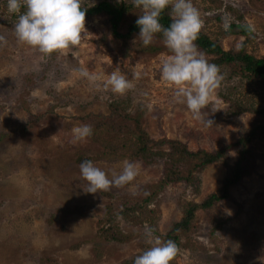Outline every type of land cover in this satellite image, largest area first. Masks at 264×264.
I'll use <instances>...</instances> for the list:
<instances>
[{"label":"rangeland","instance_id":"obj_1","mask_svg":"<svg viewBox=\"0 0 264 264\" xmlns=\"http://www.w3.org/2000/svg\"><path fill=\"white\" fill-rule=\"evenodd\" d=\"M98 1L83 0V6ZM192 2L201 30L223 50L264 58V0ZM6 5L0 0V264H133L149 246L145 225L162 240L175 241L179 252L172 264H262L264 81L203 51L224 77L202 109L204 119L213 121L208 125L178 103L174 86L161 79L159 62L171 52L159 34L144 46L139 31L114 36L108 18L93 15L85 19L78 45L45 56L17 40L16 16ZM138 14L127 7L117 31L125 34ZM224 18L249 25L251 34L227 32ZM80 67L105 78L119 68L134 88L122 95L97 89L75 71ZM82 124L91 125L93 134L73 143L72 129ZM239 138L250 140L242 147ZM172 141L191 152L227 149L198 172L196 157L174 164L167 156L140 159L143 145L170 151ZM240 152L249 172L229 188V197L195 209L186 226L167 235L188 203L221 195ZM86 159L109 174L131 161L138 174L127 185L89 194L79 170ZM189 173L191 182L161 183Z\"/></svg>","mask_w":264,"mask_h":264},{"label":"clouds","instance_id":"obj_2","mask_svg":"<svg viewBox=\"0 0 264 264\" xmlns=\"http://www.w3.org/2000/svg\"><path fill=\"white\" fill-rule=\"evenodd\" d=\"M131 4L140 10L135 23L142 44L148 46L159 34L171 52L159 62L161 79L174 86L176 101L185 104L195 119H204L202 109L210 103L224 77L219 65L209 62L196 43L203 27L199 9L192 0H131ZM6 6L8 13L16 16L14 31L17 40L45 56L78 45L86 31L88 6H83V0H7ZM165 11L170 18L167 26L161 23ZM230 23L229 19L224 18L223 28L229 30ZM237 47H243V44ZM75 71L90 85L114 94L122 95L134 88L132 80L119 68L106 78L83 67ZM204 122L213 124L207 118ZM92 134L91 125L75 126L72 129V142L85 141ZM79 170L87 182L83 190L89 194L127 185L138 174L136 164L131 161H124L121 171L109 174L94 161L86 159L79 164ZM144 237L149 246L134 257L133 264H172L179 252L175 241L162 240L155 235V229L147 225L144 227Z\"/></svg>","mask_w":264,"mask_h":264},{"label":"trees","instance_id":"obj_3","mask_svg":"<svg viewBox=\"0 0 264 264\" xmlns=\"http://www.w3.org/2000/svg\"><path fill=\"white\" fill-rule=\"evenodd\" d=\"M131 2L126 4L123 1L121 2H110L107 0H100L97 3L91 5V7H88V10L85 15V19L89 18L93 15H105L108 18V23L111 29V32L114 36L117 37H123V36H129L133 32L139 31V28L137 27L135 21L136 19L131 23V25L128 27L127 32L125 34L119 33L117 31L118 24L121 20V17L123 16L125 10L127 7H131ZM170 22V18L167 14V11L162 14L161 17V23L165 26L168 25ZM233 28H237L239 30V33L243 36H246L248 34H251V28L249 25H239L238 23H232L230 25L229 30L227 32L231 31ZM198 47L204 51L207 54H213L216 55L218 59L217 63H237L240 64L241 68L243 70L242 74H247L248 76L257 79L259 81H264V58L255 57L252 54H249L245 52L244 50L240 49L236 53H232L230 51H225L222 49V47L215 41L212 40L203 30L200 31V34L198 36V39L196 41ZM260 138H264V127H260L259 131ZM248 139H241L237 141V145L245 147L244 143L247 142ZM154 145H157L154 144ZM170 151H157L150 147H146L145 145L142 146L141 152L139 155L140 159L146 163H150L154 158L156 157H162L167 156L171 162V164H174L175 162H180L181 159H184L186 157L191 158H198L199 162L195 164L193 168H195V171H200L202 167L205 165H208L210 163H213L217 160H220L226 152V147H223L221 149H214L212 151H203L198 150L196 152L188 151V149L183 145L180 141L175 142L172 141L170 143L169 147ZM139 150V149H138ZM245 157L242 152L238 153V159L233 167L229 168V173L226 175V178L223 180V187L221 195L218 194H210L207 196V198L202 203H188L189 208L186 210V215L180 222L176 223L173 227L172 231H169L167 235H170L171 232L174 231V229L177 226H186L187 222L191 218L192 212H194L197 208H208L210 207L215 201L223 200L229 197V188L235 186L240 179L248 174L249 171H247L246 166L242 164ZM174 162V163H173ZM168 175V174H167ZM184 181V182H191L193 180V176L189 173L188 176L182 178L180 176L175 177L174 179H167L166 177L163 178L161 183H169L171 181ZM174 239V238H173Z\"/></svg>","mask_w":264,"mask_h":264}]
</instances>
